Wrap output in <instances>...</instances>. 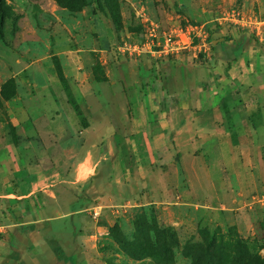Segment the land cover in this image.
<instances>
[{
    "label": "rangeland",
    "instance_id": "rangeland-1",
    "mask_svg": "<svg viewBox=\"0 0 264 264\" xmlns=\"http://www.w3.org/2000/svg\"><path fill=\"white\" fill-rule=\"evenodd\" d=\"M0 15V114L2 101L16 93L13 74L23 81L28 76L27 70L19 69L22 63L34 65L29 74L39 63L59 65L61 58L53 52L61 45L100 40L107 50L106 62L122 59L127 70L135 61L145 66L139 71L142 91L172 90L175 96L190 90L193 80H207V72L214 73L215 56L225 45L264 47V0H0ZM161 101L158 96L149 101L156 116L164 108L165 100L163 105ZM192 120L196 122V114ZM59 127L63 136L62 124ZM106 128L92 121L77 156L102 153L109 143L108 158L119 153L125 169L133 166L129 149L118 152L116 147L126 127H118L111 138ZM133 128L143 135L153 160L149 127ZM196 131L194 127L182 145L167 141L161 166H142L141 189L130 188L131 196L113 199L107 206L94 201L85 210L87 227L93 229L90 264H264V183L252 182L245 188L236 184L240 181H231L232 168L239 164H232L222 150L217 160L211 147L199 146ZM259 132L256 140L264 144V128ZM239 153L242 159V149ZM132 166L129 175L135 177ZM82 201L76 199L74 207ZM78 215L83 214L50 222L44 244L37 247L45 258L53 247L56 264H84L82 258L76 260L80 251L74 245Z\"/></svg>",
    "mask_w": 264,
    "mask_h": 264
},
{
    "label": "crops",
    "instance_id": "crops-1",
    "mask_svg": "<svg viewBox=\"0 0 264 264\" xmlns=\"http://www.w3.org/2000/svg\"><path fill=\"white\" fill-rule=\"evenodd\" d=\"M238 43L220 49L214 73L207 72V80H193L191 89L177 96L172 90H160L159 94L152 89L142 91L139 71L145 66L135 61L134 68L127 70L122 59L106 62L107 50L100 40L55 48L53 53L61 58L60 71L85 126L68 102L54 63H39L32 74L28 69L34 65L22 63L19 69L27 70L28 76L23 81L13 74L16 93L2 101L4 113L0 114V264H44L46 258L56 264L55 248L46 251L45 258L37 247L44 244L45 233L52 228L50 222L75 212L83 214L78 215L74 228V245L80 251L76 260L82 258L84 264H90L93 229L87 227L90 220L85 210L94 201L107 206L113 199L131 196V189H141L142 166H161L166 158L162 156L163 145L173 140L175 145L189 141L194 127L199 146L211 147L217 160L222 158L220 151H226L229 161L239 164L232 168L231 181H240L236 184L243 183L245 188L252 182L264 183V144L256 140L259 129L264 128V47ZM157 96L165 100L159 116L153 114L149 102ZM195 114L196 122L192 120ZM92 121L108 127L105 131L110 138L118 127H126L116 147L118 152L129 149L132 172L137 176L130 177L131 166L125 169L119 153L112 159L107 157L109 143L102 153L93 156L86 151L77 156ZM133 127H149L153 160L143 135ZM97 178L101 179L96 183ZM129 179L132 182L125 187ZM78 198L85 204L82 201L76 208Z\"/></svg>",
    "mask_w": 264,
    "mask_h": 264
},
{
    "label": "trees",
    "instance_id": "trees-1",
    "mask_svg": "<svg viewBox=\"0 0 264 264\" xmlns=\"http://www.w3.org/2000/svg\"><path fill=\"white\" fill-rule=\"evenodd\" d=\"M1 23H2V16L0 15V40H2V36H1ZM54 67L56 69V75L68 97V102L70 103V105L72 106L75 114L77 115L79 121L81 122V124L83 126H85V119L78 107V105L75 103V101L72 99L71 97V94H70V91H69V88H68V85H67V82H66V79L65 77L63 76V74L61 73L60 71V68H59V65L57 63V61H54ZM4 97H6V95H4Z\"/></svg>",
    "mask_w": 264,
    "mask_h": 264
},
{
    "label": "built area",
    "instance_id": "built-area-1",
    "mask_svg": "<svg viewBox=\"0 0 264 264\" xmlns=\"http://www.w3.org/2000/svg\"><path fill=\"white\" fill-rule=\"evenodd\" d=\"M165 40L169 41L170 40V37H167ZM97 215H98L97 209L93 208L92 209V216L93 217H96Z\"/></svg>",
    "mask_w": 264,
    "mask_h": 264
}]
</instances>
